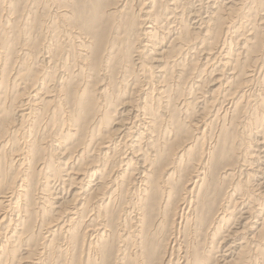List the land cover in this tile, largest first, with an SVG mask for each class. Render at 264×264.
I'll use <instances>...</instances> for the list:
<instances>
[{"label":"bare ground","instance_id":"obj_1","mask_svg":"<svg viewBox=\"0 0 264 264\" xmlns=\"http://www.w3.org/2000/svg\"><path fill=\"white\" fill-rule=\"evenodd\" d=\"M262 153L264 0H0V264H264Z\"/></svg>","mask_w":264,"mask_h":264},{"label":"rangeland","instance_id":"obj_2","mask_svg":"<svg viewBox=\"0 0 264 264\" xmlns=\"http://www.w3.org/2000/svg\"><path fill=\"white\" fill-rule=\"evenodd\" d=\"M219 1H220V0H219ZM196 4H197V2H196ZM204 6H205L207 9L204 7L203 10H202V12H203V11H204V12H205V11L208 12V10H209V4H208V6H206V5H204ZM204 9H205V10H204ZM202 12H201V13H202ZM204 12H203V13H204ZM262 155H264V153H262ZM262 155H261V156H262ZM262 160H263V158H262ZM173 260H174V259H173ZM174 261H175V260H174Z\"/></svg>","mask_w":264,"mask_h":264}]
</instances>
